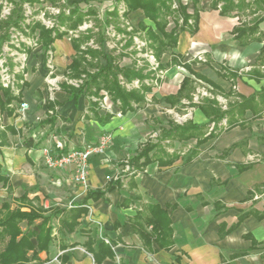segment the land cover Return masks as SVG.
<instances>
[{"label":"crops","instance_id":"0c3cea01","mask_svg":"<svg viewBox=\"0 0 264 264\" xmlns=\"http://www.w3.org/2000/svg\"><path fill=\"white\" fill-rule=\"evenodd\" d=\"M127 16L134 26L141 20L148 23L140 9L130 11ZM240 20L236 15H220L218 9L210 6V0H201L197 30L193 33L177 30L176 45L167 47L159 61L163 67L156 69L163 74L147 78L152 82L145 101L124 113L103 89L100 96H95L89 92V85L84 84V90L74 96L64 88L70 84L62 81V77L78 54L72 40L61 37L51 44L55 87L45 80V46L27 50L26 77L17 89H10L19 98L5 109L0 106V167L7 178L6 182H0V205L9 202L13 208L21 204L17 198L24 194L26 202L21 209L27 210L31 203L49 213L55 207L70 208L83 199L87 189H103L110 180L119 182L105 197L87 201L88 211L77 218L72 231L60 225L61 213L53 215L52 241L47 250L38 253L44 264H264V217L249 215L235 228L219 235L221 222L228 226L241 211L264 209V187L253 189L264 182V103L259 102L258 95L264 88V77L259 74L264 65L257 64L264 47V20L255 33L263 37L244 44L232 33ZM122 33L130 36L129 32ZM56 42L61 44L57 49ZM173 54L179 64H169ZM119 65L138 67L137 63ZM191 70L213 85L196 77ZM230 73L235 76H223ZM185 76L195 86L191 99L183 97L171 106L164 97L175 94ZM132 81L124 80L123 84L119 80V83L127 89L137 88L126 85ZM253 95L255 101L244 110L242 125L226 130L219 121L220 133L201 143L190 162L184 163V159L196 140L166 138L161 140L162 148L168 154H177L172 163L160 165L153 161L137 170L129 163L140 147L147 140L156 141L160 129L168 128L170 122L182 124L191 120L206 124L207 118L191 104L210 98L225 110L239 96ZM20 100L29 104L22 115L17 112ZM91 101L98 104L103 101L106 106H96ZM167 112L173 116L165 121ZM106 114H111L110 118L101 122ZM213 127L214 122L208 123L205 134ZM104 132H110L112 140L102 156H90L86 186L72 181L71 165L49 168L44 164L45 148L60 154L93 143ZM226 149L228 152L221 156ZM246 162H251V166L239 172L236 165ZM126 165L130 167L127 171ZM250 190L252 195L247 199ZM124 200L127 205L122 206ZM148 203L166 209L172 240L167 248L159 247L153 239L148 246L143 244L133 229L135 216L146 214ZM216 203L221 207L217 208ZM25 227L22 222L21 228ZM245 234H251V238ZM89 240L94 251L101 240L113 241V255L95 262L87 248Z\"/></svg>","mask_w":264,"mask_h":264},{"label":"trees","instance_id":"16d2710c","mask_svg":"<svg viewBox=\"0 0 264 264\" xmlns=\"http://www.w3.org/2000/svg\"><path fill=\"white\" fill-rule=\"evenodd\" d=\"M34 1V0H27ZM54 2V0H50ZM122 1L126 7L124 15L127 16L130 11L140 9L145 19L150 24L141 20L136 29L143 30V33L148 40V47L152 51V54L157 61L156 68L152 69L149 66L148 61L144 60L143 64L139 67L136 66H120L113 59L107 57L103 52V45L99 48L86 47V50L80 49V44L87 41L91 34L87 30V33L83 34L79 38L72 40V45L78 52V54L72 59L71 64L68 67V76L77 77L81 73H86L87 79L85 85L91 84L89 92L95 96H100L99 91L103 89L110 96L111 100L120 108L122 113L133 110L134 105L145 101V93L151 90V84L144 82V79L154 76L156 69L162 68V64L159 62L162 53L167 47H174L177 42V29L189 30L195 32L197 30L198 21V4L201 0H189L192 5V11H188L187 4L181 0H177V7H173L174 0H114L115 4L113 9L107 12L105 21L106 23L114 22L118 20V13L116 10V3ZM210 6L213 9H218L220 15H236L241 18L238 25L234 26L232 33L234 38L238 39L242 44L247 43L251 39H260L263 35L255 36V33L259 30V23L264 20V0H210ZM93 12L90 8L87 10H80L76 4L70 8L69 13L65 14L61 12L57 15L58 21L61 25L69 29H75L84 18V14ZM19 13V12H18ZM17 13L16 18H8L7 20H0V43L8 37L6 30L10 25H17L20 15ZM251 15L250 18L247 17ZM168 17H171L174 22V26L167 29ZM182 18V24L178 23V19ZM244 17V18H242ZM188 19H192V23H188ZM40 27V42L43 46L48 47L55 39L63 37L67 31H59L58 29H47L44 26H40L38 22H34L33 28ZM4 29V30H3ZM122 32L125 30L117 28ZM102 41V40H101ZM132 43L131 38H128L124 43L125 47L130 46ZM133 51V50H132ZM135 52V51H134ZM89 56V58L86 57ZM99 56L105 58V62L99 61ZM257 64L264 65V47L261 48L257 57ZM176 54H173L169 64H179ZM188 67L186 63L182 64ZM191 72L206 82L213 85V83L207 78L201 76L198 73ZM264 77V69L259 73ZM121 75L125 81L130 82L133 79L139 80V86L137 88L127 89L121 83H119L118 76ZM226 77H233L235 74L230 73V76L223 74ZM157 80V78L155 77ZM68 92L77 96L84 90V84L79 87L72 85H64ZM195 86L193 80L188 76H185L175 94L166 95L164 100L171 106L180 102L181 98L191 99V93L194 91ZM264 88L258 93L261 97L259 102L264 103ZM239 100H235L228 104L227 109L222 110L216 100L210 98H203L198 104H191L197 106L204 116L207 118V123H195L188 120L182 124L170 122L169 127H162L160 129V136L156 141L147 140L140 149L129 159V163L133 169H142L143 166L157 161L160 165H168L177 158V154H168L161 145V140L166 138H172L177 140H189L194 138L196 140L195 147L190 150L188 156L184 159V163L190 162L198 153V146L207 139L217 136L222 127L229 129L236 125H242L243 112L248 108L253 101H255L254 95L248 98L239 96ZM19 98L14 96L10 89L2 88L0 86V106L1 109H5L7 104L13 99ZM91 104H98L97 101H91ZM99 105V104H98ZM12 111L11 109L9 110ZM111 114H106V118L101 120L105 122L110 118ZM226 117L225 124L219 126L217 123ZM99 118V117H98ZM214 122V127L207 134H205V128L208 123ZM218 129V130H217ZM29 144V142H26ZM234 144L233 146H235ZM228 152V149L224 150L220 155L224 156ZM264 160V156L262 157ZM251 166V162L237 164V170L243 171ZM7 178L1 172L0 167V182H6ZM119 182L117 180H110V182L103 189H87L83 199L74 205H71L68 209L53 208L49 213L42 206H33L28 203V209H21L26 202V197L22 194L17 201L20 200L21 204L11 207L9 202H3L0 205V264H44L38 253L43 250H47L49 244L52 241L50 224L53 215L57 212L61 213L60 225L66 231H72L77 224V218L82 213L88 211L87 201L89 199L96 200L100 197H105V194L112 190ZM260 187H264V182L255 185L254 190H259ZM252 195V191H248L247 199ZM122 206L127 205V200L121 203ZM215 206L221 207L218 203ZM147 210L146 214L138 213L135 216L133 222L134 231L140 236L143 244L147 245L151 240H155L159 247H169L172 243L171 240V227L170 220L166 209H163L156 203H148L145 205ZM254 215L256 218L261 219L264 217V209L260 212L257 210L241 211L236 215V219L233 223L226 226L224 222L220 223L219 235L222 236L235 228L245 217ZM25 222V229L21 228V223ZM147 226H150L147 229ZM245 237L251 238V234H245ZM87 242V248L93 255L95 262L99 263L106 256H112L113 251L111 246L114 245L113 241L105 242L101 240L98 243L97 251L90 249ZM254 240L252 239L251 249L254 248Z\"/></svg>","mask_w":264,"mask_h":264},{"label":"built area","instance_id":"2783aa9c","mask_svg":"<svg viewBox=\"0 0 264 264\" xmlns=\"http://www.w3.org/2000/svg\"><path fill=\"white\" fill-rule=\"evenodd\" d=\"M185 4L188 3L189 0H181ZM40 5L38 12V17H35L32 15L34 5ZM68 6V5H67ZM12 3L8 0H0V20L8 19L10 12H11ZM173 7H177V4L175 2L173 3ZM45 9H48L41 12ZM71 7L67 8H58L56 4L48 3L45 0H34L32 2L25 1L22 6L21 11V17L18 19L17 25H10L6 33L8 37L4 39L0 43V86L2 88H8L11 90H15L18 88V84H22L23 80L26 77L25 69L28 65V53L27 50L29 48H36L40 46L39 42H37L35 39L38 38V33L35 31L33 34L28 36L25 32L28 30V25L30 23H34L35 21H40L45 25V27L48 28H54L58 29L59 31L66 30L67 33L63 36L66 38V40L71 41L74 38H79L80 33H86L87 32V22L86 20L82 21L75 29H69L67 30L64 25H61L58 21L57 15L61 12H64L65 14L69 13ZM88 7L84 8V11L87 10ZM50 9V10H49ZM113 9V6L110 10ZM109 10V11H110ZM116 10L118 13V18L125 19L127 18L126 23L128 30L135 29L134 25L131 24V22L128 19V16L124 15V12L126 11V7L122 1H119L116 3ZM45 12L49 13L48 15L45 14ZM190 12V11H189ZM38 14V13H37ZM44 15L45 18L43 17ZM51 15V16H50ZM41 16V17H40ZM178 23L182 24V18L180 17L178 19ZM188 23H192V19H188ZM117 27L114 24H109V26L105 27V30L107 34L115 35L116 37L119 36V32H117ZM179 30V28L177 29ZM2 31L0 30V35ZM123 37L127 36L131 37L132 43L129 46L132 50H137L138 55H144L148 57L149 63L152 65V69L157 66V61L155 60L152 51L147 48L146 44L148 43L147 40L143 37H140L138 33H133L132 36L126 35L125 33H121ZM27 35V36H26ZM140 37V38H139ZM126 39V38H124ZM97 47L93 44L92 38H89L87 41L82 42L80 44V49H86V47ZM51 45L48 47H44V56H45V67H46V75L45 80L50 85V87L57 86V81L55 76H53L54 73V62H53V52L51 49ZM128 48V47H127ZM126 52V51H125ZM139 63V61H138ZM68 72L64 73L62 77V81L67 82L68 84L79 87L82 85V78L85 76V74H81V78H75L68 76ZM22 76L21 77H19ZM120 82L125 84L124 80L120 77ZM146 82V81H145ZM126 85L128 87L137 86L139 85V80L135 79L130 84ZM17 92V91H16ZM196 99V98H195ZM99 104L101 107H105L106 104L103 101H99ZM225 107V106H223ZM29 108V104L26 100H20L17 104V112L19 114H24L26 110ZM180 119V117H178ZM226 117H223L221 120L222 124H225ZM112 140V134L110 132H104L102 133L98 140L89 143L85 145L82 148H70L67 151L55 154L50 149L45 148L44 149V164L49 168H62L64 166L71 165L72 166V181L74 183L80 184L82 186H86L87 184V176H88V160L91 155L97 154L99 156H102L105 153L106 148L110 144ZM129 165L125 166L124 170H129Z\"/></svg>","mask_w":264,"mask_h":264},{"label":"rangeland","instance_id":"374dc122","mask_svg":"<svg viewBox=\"0 0 264 264\" xmlns=\"http://www.w3.org/2000/svg\"><path fill=\"white\" fill-rule=\"evenodd\" d=\"M8 1L12 3L9 18H14V17L16 18V15L18 12H19L18 14L21 17V11H22L23 3L27 0H8ZM45 1H47L48 3H51V4H56L58 6V8H60L59 10H61V8L72 7L73 4H76L80 10H84V8H86V7H88L89 9L91 8L93 10V12L88 13V14H84L83 21L86 20L85 22H87V26H88L87 30H89L90 34H91L90 38H92L93 44L95 46H97V47H92V48H99V46H101V44H102L103 45V51H104L103 53L107 57H110L115 62H117L118 64H121V65H129L131 63H137V65L139 67L143 64L144 60L148 61V63H149L148 57H146L144 55L143 56L138 55L137 50H133L130 53V51H129L130 48H126L124 46V43L126 42V40L128 38H131V37H128V38H127V36L123 37L121 34L122 31H120L119 29H116V30H117V32H119V36H121L120 38L116 37L115 35L105 33L106 32L105 27L109 26V24H114L117 28L119 27V28L125 30V32H127V33L129 32L130 36H132L133 33H138V35L140 37H143L146 39V37L143 33V30H140L139 28L137 30L135 26H134L135 29L128 30L127 25H129V23L128 24L126 23L127 18L122 19V20L120 18H118V20H115L114 22L106 23V21H105L106 14H107V12H109L111 7L114 6V4H115L114 0H54V2H51L50 0H45ZM174 2H175V4H177V0H174ZM39 7H41V6L38 4L34 5L35 10L33 9V13H32L33 16H35V17L39 16V14H40L38 12ZM187 7H188L189 11L192 10L191 9L192 8L191 3L189 1L187 3ZM46 10H48V9H45L44 11H46ZM44 11H42V9H41L42 13ZM45 14L48 15L49 13L45 12ZM46 15H44L43 17L45 18ZM4 20H7V19H4ZM4 20H2V21H4ZM168 21H169V23H168L167 29H170L171 27L174 26V22H173V19L171 17H168ZM35 22H38L40 24V26L45 27V25L40 21V19H39V21H35ZM148 23H150V22L148 21ZM33 24L34 23H30L28 25V27H27L28 30L25 33L28 36H30L31 34H33L36 31L38 33V38H36L35 40L37 42H39V44H42L40 42V27L33 28ZM45 28L54 29V28H48V27H45ZM83 34H85V32L80 33L78 37H81ZM124 38H126V39H124ZM131 41H132V39H131ZM147 42H148V40H147ZM60 45H61L60 43L56 42L55 48L57 49V47H59ZM146 46L148 49H150L148 47V43L146 44ZM125 48H126V50H125ZM30 49L32 50V48H29V50ZM83 50H86V49H83ZM125 51L129 52V53H125ZM86 57L89 58L88 55H86ZM99 61L103 63V62H105V58L103 56H99ZM138 61H139V63H138ZM153 65L156 68L155 64H153ZM149 66H150V68L152 67V65L150 63H149ZM155 72L156 73H154V74H163L162 72H159L158 70L157 71L155 70ZM81 74H83V73H81ZM81 74L75 78H79V77L81 78ZM84 74H85V76L82 78L81 84H85V81L87 79L86 73H84ZM119 76H118V78H119ZM145 81L146 82H152L149 79L144 80V82ZM153 84H154V87L156 88L157 84H155V83H153ZM88 85H89L88 86V89H89L92 85L91 84H88ZM158 94H159V92H158ZM168 116L170 118H172L173 114L167 112V117L165 118V121L168 120ZM153 119H155V118H153Z\"/></svg>","mask_w":264,"mask_h":264}]
</instances>
